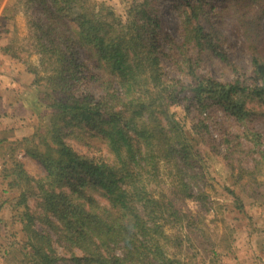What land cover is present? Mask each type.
I'll return each instance as SVG.
<instances>
[{"label": "trees", "instance_id": "1", "mask_svg": "<svg viewBox=\"0 0 264 264\" xmlns=\"http://www.w3.org/2000/svg\"><path fill=\"white\" fill-rule=\"evenodd\" d=\"M120 1L123 14L94 0L21 1L34 10L28 25L39 55V67L27 65L40 89L33 109L45 108L21 144L46 176L35 181L19 162L4 171L11 187L27 189L18 196L25 239L14 264H180L166 248L202 237L217 164L238 213L264 210V111L250 107H264V0ZM215 8L219 23L244 29L252 54L250 74L236 71L229 83L201 73L203 55L229 64L222 25H206ZM82 53L95 61L92 72ZM81 124L105 153L97 144L89 157L67 143Z\"/></svg>", "mask_w": 264, "mask_h": 264}, {"label": "rangeland", "instance_id": "2", "mask_svg": "<svg viewBox=\"0 0 264 264\" xmlns=\"http://www.w3.org/2000/svg\"><path fill=\"white\" fill-rule=\"evenodd\" d=\"M21 1L0 0V264H14L13 257L19 256L18 249H21L25 239L22 226L18 223L21 207L17 205L18 196L27 189L24 185L22 188L11 187L13 178L6 177L5 169L11 168L13 162H19L35 181L46 176L45 167L41 162L33 159L26 152L32 147L21 144L22 140L31 139L37 133L40 117L45 109L42 106L43 111L33 109L38 101L40 89L34 84L35 76L29 72L30 68L27 65L39 67V55L34 46H31L30 38L33 34L28 25V17L34 10ZM94 1L106 2L120 14L124 13V5L120 0ZM218 10V8L212 10V16L209 17L210 21L206 25L213 27L222 25L218 28L226 35L222 47L229 64L210 54L203 55L201 73L223 83H229L236 77V71L250 74L252 54L248 48L250 44L247 42L244 29L240 30L234 19L230 21L223 19L222 23H219L216 16ZM165 18L171 26L174 25L176 14L169 2ZM247 26L251 28L250 25ZM174 28L175 26L172 29ZM261 33L264 36V22ZM6 48V52L8 48L11 50L9 55L2 53ZM14 52L17 58H13ZM81 59L88 71L92 72L96 66L95 61L89 59L85 53L81 54ZM163 66L167 73L172 75L174 71L172 59H164ZM40 74L44 75L43 72ZM92 87L97 90L94 85ZM255 102H252L250 107L261 114L264 107L260 102ZM223 118L224 116L219 113L218 119L223 120ZM258 122L261 123L259 129L264 133L262 115L259 116ZM37 141L36 139L35 144H39ZM67 143L76 152L89 157L97 155L92 148L97 144V148L103 147L105 153L101 138L92 128L84 124L74 128V134L68 137ZM210 171L215 178L212 185L216 187L217 192L214 190L210 195L214 204L213 212L209 215L203 214L206 223L198 225L202 237L189 236L183 248L169 245L166 248L168 255L178 258L180 264H264V210L250 208V205H247L245 213H238L231 204V196L222 190L224 182L221 176L216 175L217 172H223L224 167L221 164L213 165ZM32 191L28 204L38 213L40 199L38 194ZM49 228L50 226L45 224L38 226L39 230L53 233ZM55 248L64 255L59 244H56Z\"/></svg>", "mask_w": 264, "mask_h": 264}]
</instances>
